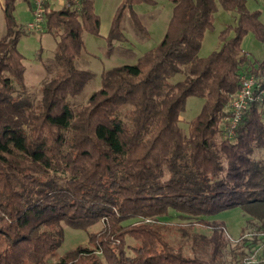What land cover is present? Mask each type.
Returning a JSON list of instances; mask_svg holds the SVG:
<instances>
[{"label": "trees", "instance_id": "16d2710c", "mask_svg": "<svg viewBox=\"0 0 264 264\" xmlns=\"http://www.w3.org/2000/svg\"><path fill=\"white\" fill-rule=\"evenodd\" d=\"M16 1L4 0L0 36V264H104L103 257L108 264H244L261 240L245 239L244 227L232 242L223 220L202 216L240 206L264 231V161L252 156L264 148V102L246 109L234 135L222 124L241 74L264 72V59H250L242 47L249 31L264 36L260 12L247 0H223L238 11L235 34L229 25L220 48L198 56L213 26V0H172L161 42L135 63L103 70L101 86L74 108L69 97L93 76L77 60L84 32L101 30L94 0L47 3L44 29L57 38L60 67L36 101L23 97L18 41L27 31ZM140 2L155 0L119 2L110 46L127 11L145 28L134 8ZM181 64L185 77L170 84ZM191 95L204 102L185 133L180 114ZM171 209L190 219L164 221ZM65 225L88 230V242L58 255Z\"/></svg>", "mask_w": 264, "mask_h": 264}, {"label": "rangeland", "instance_id": "374dc122", "mask_svg": "<svg viewBox=\"0 0 264 264\" xmlns=\"http://www.w3.org/2000/svg\"><path fill=\"white\" fill-rule=\"evenodd\" d=\"M121 0H94L95 9L101 16V30L99 34L84 32L85 45L77 60L79 67L88 68L93 72L92 78L86 83L81 92L69 97L74 108L84 104L92 92L102 84L103 70L126 63H135L149 49L155 48L165 35L168 22L173 11L172 0H155V3L140 2L134 5L139 13L145 28H140L133 21L130 11H127L122 21V32L112 39V46L109 45L107 35L109 34L112 18ZM213 26L205 30L198 56H206L215 49L220 48L222 41L220 33L229 25L233 27L229 36L235 34L234 26L238 22V11L225 6L223 0H213ZM4 0H0V36L5 32ZM54 7H60V0H53ZM247 7L250 11H259L264 22V0H247ZM16 17L22 24L26 33L22 34L18 41V47L24 54L25 63V84L26 93L31 101H36L41 95L42 83L49 79L60 67L56 59L57 38L44 29L39 31H28L27 23L32 19L31 6L26 0L16 1ZM242 47L247 56L252 60L264 59V36L258 37L254 32L246 33L242 40ZM41 54V59L39 55ZM182 69L173 74L170 84H175L186 75V65L181 64ZM204 98L196 95L188 97L186 105L180 114L179 124L183 132L188 133L190 122L197 116L203 105ZM252 156L264 161V148L256 147ZM202 217L215 220H223L226 231L232 242H237L243 236L242 229L246 227L245 239L253 241L254 237L261 240L254 250L260 249L264 244V231H257L255 224L248 223L250 214L240 206L226 208L213 215ZM164 221L171 224L185 222L190 218L174 209L162 217ZM192 219H196L192 217ZM258 222V220H256ZM101 223H95L90 229H97ZM66 234L62 245L58 248V255L66 250L75 247L80 243L88 242V230L65 225ZM248 242V241H247ZM249 242V243H250ZM252 251V250H251ZM51 258L56 260L58 257ZM104 264H108L103 257ZM35 264V263H32Z\"/></svg>", "mask_w": 264, "mask_h": 264}, {"label": "built area", "instance_id": "2783aa9c", "mask_svg": "<svg viewBox=\"0 0 264 264\" xmlns=\"http://www.w3.org/2000/svg\"><path fill=\"white\" fill-rule=\"evenodd\" d=\"M53 0H32V19L27 23L29 31H39L44 27L46 5ZM79 0H60L62 5L74 6ZM264 102V72H243L239 90L233 94L222 116V124L227 133L234 135L244 112L253 102ZM260 249L250 251L244 264H264V244Z\"/></svg>", "mask_w": 264, "mask_h": 264}]
</instances>
